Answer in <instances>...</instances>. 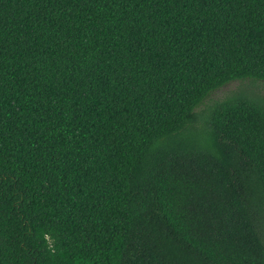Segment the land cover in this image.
<instances>
[{"label": "trees", "instance_id": "16d2710c", "mask_svg": "<svg viewBox=\"0 0 264 264\" xmlns=\"http://www.w3.org/2000/svg\"><path fill=\"white\" fill-rule=\"evenodd\" d=\"M264 0H0V264H264Z\"/></svg>", "mask_w": 264, "mask_h": 264}, {"label": "rangeland", "instance_id": "374dc122", "mask_svg": "<svg viewBox=\"0 0 264 264\" xmlns=\"http://www.w3.org/2000/svg\"><path fill=\"white\" fill-rule=\"evenodd\" d=\"M240 87H247L254 92H259L261 95H264V84L262 83L251 84L250 82H233L228 86L224 87L222 90L216 92L213 95V98L214 99L223 98L232 91H235Z\"/></svg>", "mask_w": 264, "mask_h": 264}]
</instances>
